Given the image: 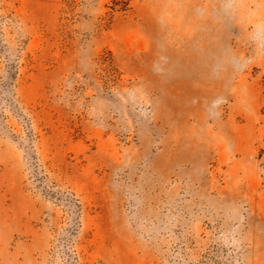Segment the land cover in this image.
Masks as SVG:
<instances>
[{
	"label": "rangeland",
	"instance_id": "rangeland-1",
	"mask_svg": "<svg viewBox=\"0 0 264 264\" xmlns=\"http://www.w3.org/2000/svg\"><path fill=\"white\" fill-rule=\"evenodd\" d=\"M0 0V264H264V0Z\"/></svg>",
	"mask_w": 264,
	"mask_h": 264
},
{
	"label": "trees",
	"instance_id": "trees-1",
	"mask_svg": "<svg viewBox=\"0 0 264 264\" xmlns=\"http://www.w3.org/2000/svg\"><path fill=\"white\" fill-rule=\"evenodd\" d=\"M119 2H122L125 4V6L128 4V1L127 0H120Z\"/></svg>",
	"mask_w": 264,
	"mask_h": 264
}]
</instances>
